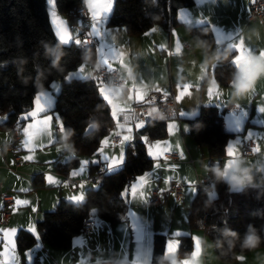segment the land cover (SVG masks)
Segmentation results:
<instances>
[{
    "label": "crops",
    "instance_id": "0c3cea01",
    "mask_svg": "<svg viewBox=\"0 0 264 264\" xmlns=\"http://www.w3.org/2000/svg\"><path fill=\"white\" fill-rule=\"evenodd\" d=\"M251 4L252 0H194L193 5L177 11L173 24L168 28L155 25V33L149 32L150 28L141 34H128L123 26L107 25L110 16L106 21L98 23L102 38L92 37L96 59L91 67L84 65L83 74L79 73L77 68L76 76L73 75L72 78H94L97 69L106 70V66L114 67L115 71L119 72L125 86H105V99L111 97L109 103L112 105V116L117 121V126L103 138L95 152L81 156L80 165L68 170L67 174L57 171L54 167L56 160L66 162L74 157V152L66 142L63 127L58 130L60 119L54 112H50L54 108L55 95L61 87L60 80L53 81L48 88L37 93L47 97L42 100V104L47 106V111L38 119L52 115L51 125L29 129L30 136L24 135V129L31 120L25 121L20 128L22 140L18 146V154L23 161L28 162L27 165L16 168L15 154L3 149V146L14 140L13 131L0 126V182L3 184L0 193L6 192L13 199L10 222L6 226L0 223V264H150L155 234L167 235L166 243L190 235L193 247L191 253L194 251L195 238L200 239L199 257L193 259L190 253L183 258L182 264L185 259L191 260V264H264V249L239 253L233 262L221 261L217 258L213 242L206 236L205 231L190 229L189 208L198 191L191 192V187L184 189L180 202H176L170 194L165 204L160 207L151 206L149 195L153 188L168 190L173 183L181 184L183 188L194 186L197 174L209 175L206 150L187 136V120L194 117L202 105L220 109L227 131L236 135L243 129L242 134L245 133L249 116L243 125L246 112L244 109L239 110V105L245 108L240 94L257 96L264 92V57L255 55L257 51L264 50V22L252 23L247 20ZM85 8L90 20V31L91 11L102 15L103 4L96 0H85ZM47 10L50 18L52 8L47 7ZM56 12L58 18L67 21L69 29L75 31L72 33L73 38L76 34L79 36L81 30L77 33L75 21L67 14L60 13L57 8ZM203 24H208L212 30L214 41L210 45L189 30L193 26ZM52 26L54 29L53 24ZM217 36L221 39L219 46L215 43ZM239 37L253 50V66L251 69L243 66L237 69L241 77L239 84H234V87L220 86L214 78L213 67L218 62L223 48L231 53L232 61L231 44ZM177 40L181 42L180 47H176ZM62 42L64 43L63 40ZM77 43L80 44V41ZM112 49L120 51V57H115L113 53V58L120 59V63L117 61L113 62V65L109 64L108 52ZM138 68L143 69L141 73H137ZM160 89V92H173L179 107V116L166 121L165 138L151 139L147 135L141 136L146 149L150 148L153 165L141 175L131 178L126 196L128 208L125 217L119 223L111 224L106 219L94 215L90 232L75 236L70 249L43 243L37 222L45 212L55 209L62 199L74 202L71 197L82 193L85 199L86 191L95 188L93 183L86 180L90 175L89 166L105 164L108 168L107 158L108 161L113 159L115 162L122 152L125 154L126 147L136 140V131L142 126L135 125L136 128L133 125L121 124V114L133 108L137 104L136 101L142 102L151 92ZM181 90L183 93L180 94ZM230 104L236 105L238 112L225 110ZM34 110L35 100L31 111ZM4 120L5 116H0V124ZM117 136L120 139L115 142L114 138ZM129 137H132L130 141ZM230 139L226 148L232 144ZM235 144L244 152L243 144ZM226 148L222 169H227L229 175H239L237 168L247 169L252 177V183L247 185L264 186V145L257 143L256 149L259 148V151H255L251 157L237 156L234 159H229L226 155ZM170 153H176L178 159H167L166 155ZM37 174L43 175L44 187L34 188L32 179ZM67 178L80 181L75 190L69 187ZM225 179L229 183L228 178ZM80 185L84 187L81 188ZM229 186L233 188L230 183ZM233 189L239 191L241 188ZM3 205L4 201L0 195V211ZM20 229L32 232L37 238L36 244L23 252H19L15 245ZM4 231L10 232L7 239L13 242L7 250L3 247ZM175 256L176 254L165 255V258L172 259ZM241 256L244 257L243 260L238 259Z\"/></svg>",
    "mask_w": 264,
    "mask_h": 264
},
{
    "label": "trees",
    "instance_id": "16d2710c",
    "mask_svg": "<svg viewBox=\"0 0 264 264\" xmlns=\"http://www.w3.org/2000/svg\"><path fill=\"white\" fill-rule=\"evenodd\" d=\"M193 4L194 0H115L107 25L123 26L131 35L141 34L155 25L168 28L178 10ZM55 5L63 14L85 6L83 0H55ZM189 30L207 45L214 41L208 24L193 26ZM57 39L46 0H0V116L6 117L0 126L11 129L17 124L21 128L25 122L23 114L32 110L37 93L60 80L61 87L50 112L58 113L65 126L66 142L74 157L66 162L56 160L54 167L67 174L68 170L80 165L81 156L97 150L103 138L116 128L117 121L111 117L109 106L103 103L97 91L96 78H65L79 67L81 61L94 63V45L77 43L64 48L63 42L56 43ZM49 48H58L63 53L55 67L48 54ZM215 66L214 78L220 86L236 84L238 70L232 64L231 53L225 48ZM187 122V136L207 152L208 174L214 178L211 189L216 193L214 198L208 199L207 192L198 190L189 208L190 229L205 231L221 261L233 262L239 253L264 249V186L246 185L235 191L225 178L217 179L214 171H223L227 142L235 136L224 128L222 112L216 106L202 105ZM144 125L136 131V140L126 147L124 163L109 171L98 187L89 188L82 202L62 199L55 209L44 213L37 222L43 243L70 249L73 238L82 233L86 218L97 215L116 224L125 217L128 201L123 191L130 185L131 178L153 165L141 136L147 135L151 139L167 136L166 122L152 121ZM99 165L91 164L90 174ZM32 183L34 188L44 187L43 175H35ZM250 229L255 230L259 242L245 246ZM226 231L237 236H226ZM166 240L165 234L154 235L150 264H172L173 261L182 264L183 258L192 251V237L184 235L180 237V252L174 258L166 259ZM36 242V236L26 229H20L15 239L19 252Z\"/></svg>",
    "mask_w": 264,
    "mask_h": 264
},
{
    "label": "built area",
    "instance_id": "2783aa9c",
    "mask_svg": "<svg viewBox=\"0 0 264 264\" xmlns=\"http://www.w3.org/2000/svg\"><path fill=\"white\" fill-rule=\"evenodd\" d=\"M85 4V0H83ZM67 15L73 19L77 25V27L81 30L79 35V39L82 41V46L93 45L94 40L91 37L90 33L89 36L87 33L89 32V17L87 10L84 7H80L76 10L70 11ZM247 20L252 23L256 22H264V0H257L255 4H251L248 14ZM85 40H88L83 44ZM109 72L105 69H97L95 72L94 78L100 79L104 77L107 79L109 76ZM113 87H124L125 82L120 78L119 72L114 71L111 73ZM162 101V92L153 91L150 95L141 103H137L134 105L133 108L130 110L124 111L120 116V123L123 125H141L147 122L157 121V122H166L172 118H176L179 116V107L173 92L167 93V97ZM227 111H235L238 112V108L234 104L227 105L225 107ZM12 131L14 134V140L11 143L3 146V149L7 151H11L15 154V166L16 168H20L23 165H27V161H23V159L18 154V146L22 140V134L20 130V126L15 124L12 126ZM120 139L119 136L114 138V141L117 142ZM243 148L244 153H248L246 157H251L255 154L256 143L253 140H243ZM166 158L171 161H176L178 159L176 153H170L166 155ZM109 172L107 166L105 164H100L88 177L87 181L93 184H100L102 183L105 175ZM80 183L79 180H74L71 178H67V184L72 190H75ZM195 184L198 190L202 192H208L211 189L212 185L214 184V178L207 175V176H200L199 174L196 175ZM3 184L0 182V190H2ZM173 195L176 202H180L183 199V185L173 183L168 190H159L157 188H153L149 191L150 195V204L153 207H160L165 204L166 200L168 199L169 195ZM4 205L0 211V223L3 226L8 225L11 219V209L13 204L12 197L6 193H0ZM94 224L93 219L86 218L83 221L81 232L88 234ZM105 264H114V263H105Z\"/></svg>",
    "mask_w": 264,
    "mask_h": 264
},
{
    "label": "snow or ice",
    "instance_id": "6c2138e0",
    "mask_svg": "<svg viewBox=\"0 0 264 264\" xmlns=\"http://www.w3.org/2000/svg\"><path fill=\"white\" fill-rule=\"evenodd\" d=\"M48 4L51 5V12H50V19H51V23L54 25V32L55 35L58 37L56 43H61L62 40L64 41V48L70 46V44H77V41H80V43L82 44V41L79 39V36L77 34V36L75 38H73L72 33L75 32L72 29H69L68 23L65 20L59 19L57 16V12H56V5H55V0H47ZM257 2V0H252V3L255 4ZM114 7V0H106V2L103 5V14L99 15L96 11H91V21L92 24L90 25V31L87 33V35L89 36V33H92L91 37L95 36V37H101V31L98 27V23L101 21H106V19L110 16L112 10ZM157 31V27L153 26L149 32L151 33H155ZM88 40H85L83 42V44L85 42H87ZM216 45L219 46L221 43V39L219 36H217L216 41H215ZM181 42L179 40H177L176 42V47H180ZM233 51H232V64L233 66L238 69L239 67L243 66L246 68L251 69V67L253 66V62H252V54H253V50L250 49L248 47V45L246 44V41L242 38H238V40L234 43L231 44ZM107 49V48H105ZM82 50V49H81ZM113 53L115 54V57H120V51L118 49H112L111 52H108V58H109V64L113 65V62H121L120 59L117 58H113ZM233 53H235V55H233ZM103 55V53H102ZM255 55L257 56H262L264 57V50H259L255 53ZM238 57V59H237ZM62 67H64V64L62 65ZM215 67H213V71L215 70ZM84 68L83 62L81 61L79 67H78V72L82 73V69ZM106 71H108L110 74L107 77V79H105L104 77H101L100 79H96V85H97V91L103 101V103H106L109 106V112L110 115L112 117V105L109 103V101L111 100V97L108 96V99H105V96L107 95V89L105 88L106 85L111 84L112 81V77H111V73H113L115 71V68H108L106 66ZM73 74H69L68 76H66V79H70L72 78ZM231 87H234V85H231ZM103 89V91H102ZM161 89L158 91L160 92ZM183 93V90H181L180 94ZM167 97V93L166 92H162V101ZM47 99L45 94H38L35 97V110L28 112V113H24L23 114V119L25 121L31 120L32 122L27 123L25 129H24V135L25 136H30V132L28 131L29 129H38L41 126H50L51 122L53 120V116L52 115H47L46 118L44 119H38V117H40V115L42 113H45L47 111V106L42 104V100ZM137 103H141V101H136ZM240 107V105L238 106ZM237 107V108H238ZM259 111L264 112V107L259 108ZM6 119V117H5ZM145 125L143 124L142 127H144ZM61 127H65L63 125V123H59L58 124V130ZM136 127V126H135ZM140 127V128H142ZM137 128V127H136ZM237 130H239L238 126H237ZM133 131V129H132ZM132 139V137H129L128 141H130ZM127 142V141H126ZM142 142H143V138H142ZM109 144V142H108ZM149 154L150 148L146 150ZM255 151H259V148L255 149ZM248 153H244L242 152L239 148L238 145L236 144H230L227 148H226V155L229 157V159H234L237 156H244L246 157ZM150 158L152 155H150ZM181 158H183V155L181 154ZM124 159H125V154L122 152L116 159L115 162H113V159H111L110 161H108L107 158V163H108V170L111 171L113 168H116L118 166H121L124 163ZM72 175V173L70 174ZM73 176V175H72ZM48 177V176H47ZM46 177V181L48 182V179ZM146 178V177H145ZM133 185H135V183H133ZM131 185V189L132 186ZM79 187L83 188V185H80ZM197 190L195 188H191V192H196ZM84 199V194H80V195H74L73 197H71V200L74 202H80ZM3 235L5 236V241L3 243V247L5 248V250H7L8 246L11 245L13 242L11 240H8L7 237L10 235L9 231H4ZM179 235V233H177V236ZM264 239V238H262ZM199 238H195L194 240V251L191 253L192 258L196 259L197 257H199L200 253H201V245L198 246V242H199ZM173 242L170 243V241H168L166 243V247H165V252L164 254L166 256H171L173 254H178L180 252L181 249V242L180 240H172ZM178 241V242H176ZM238 259L243 260L244 257H238ZM184 264H191V260L189 259H185L184 260Z\"/></svg>",
    "mask_w": 264,
    "mask_h": 264
},
{
    "label": "rangeland",
    "instance_id": "374dc122",
    "mask_svg": "<svg viewBox=\"0 0 264 264\" xmlns=\"http://www.w3.org/2000/svg\"><path fill=\"white\" fill-rule=\"evenodd\" d=\"M96 1L99 4H103V5L106 2V0H96ZM46 5L48 8L51 9V5L48 4L47 0H46ZM76 29H77V33H79L80 29H78L77 27H76ZM149 55H151V54H149ZM83 65H87L88 67H91L92 64L88 63V62H83ZM142 70H143L142 68L141 69L138 68L137 73L138 72L141 73ZM70 73L76 76L75 73H77V71H73ZM139 76L140 75H138V77H137L138 82H139ZM144 76H145V78L147 77L146 75H144ZM71 79L72 78L66 79V80H71ZM79 79L84 80V79H89V78L84 77V78H79ZM246 95L247 94H244V96H243L240 94V97L242 98V102L244 103L245 108H242L240 106L239 110L242 111L244 109V111L246 112L245 119L243 120V125H245V121L248 119V116H249V124L246 125L245 133L242 134L243 129H241L239 131V133H237L234 137H231L230 143L235 144L236 142L237 143L240 142L241 144H243L242 143L243 140H249L250 139V140H253L256 144L258 143V144L264 145V112L259 111V108L264 107V92H260L257 96H253V95L246 96ZM54 113H55L56 117H58L60 119L58 113H56V112H54ZM60 121H61V119H60ZM223 159H225V157ZM262 163L264 164V156L262 159ZM92 186L98 187V184H92ZM188 187L195 188L198 191L196 184H194V186H187V187L183 188V190L187 189ZM231 189L235 190L233 188H231ZM241 189H239V190H241ZM128 191H129V188L125 189L123 191V196L126 197ZM215 194H216L215 191L213 189H210L207 192V198L212 199L215 197Z\"/></svg>",
    "mask_w": 264,
    "mask_h": 264
},
{
    "label": "clouds",
    "instance_id": "9594fccd",
    "mask_svg": "<svg viewBox=\"0 0 264 264\" xmlns=\"http://www.w3.org/2000/svg\"><path fill=\"white\" fill-rule=\"evenodd\" d=\"M48 54L53 58L52 63L53 66H57L60 59L62 58L63 53L58 49V48H49L48 49ZM240 75L236 76V83L239 84L240 81ZM231 163V161H230ZM215 173H216V177L217 179H224L225 177L228 178L230 185L233 188H242L247 184H251L252 183V177L250 174H248V170L247 169H240L237 168L236 172L240 173L239 175L237 174H232L229 175L227 169L225 170H220V169H214ZM226 236H231V237H236L237 234L230 232V231H226L225 232ZM259 242V237L256 235L255 230L250 229L249 230V234L246 236L244 244L245 246H250V245H257ZM172 264H176L175 261L172 262Z\"/></svg>",
    "mask_w": 264,
    "mask_h": 264
}]
</instances>
